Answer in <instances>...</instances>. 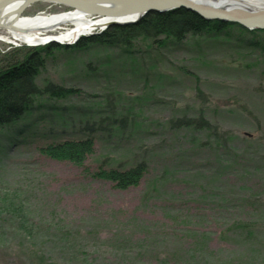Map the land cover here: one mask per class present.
Wrapping results in <instances>:
<instances>
[{"label": "rangeland", "instance_id": "obj_1", "mask_svg": "<svg viewBox=\"0 0 264 264\" xmlns=\"http://www.w3.org/2000/svg\"><path fill=\"white\" fill-rule=\"evenodd\" d=\"M62 9L40 1L22 14ZM112 25L73 43L48 41L68 46ZM257 35L187 36L159 46L139 38V51L124 55L100 45L55 53L37 83L76 88L66 105L113 95L105 110L127 115L112 136L96 137L85 167L110 155L126 167L144 161L146 171L120 189L80 164L41 154L46 141L71 130L56 121L53 137L43 139L47 123L38 112L23 119V131L0 129V264H264V56L249 43ZM7 37L1 29L0 55L48 43ZM106 53L113 58L100 67ZM200 113L209 130L173 123Z\"/></svg>", "mask_w": 264, "mask_h": 264}, {"label": "trees", "instance_id": "obj_2", "mask_svg": "<svg viewBox=\"0 0 264 264\" xmlns=\"http://www.w3.org/2000/svg\"><path fill=\"white\" fill-rule=\"evenodd\" d=\"M250 33L258 34L251 36L250 39L255 40L249 43L252 42L250 45L253 49H258L259 55L264 56V29L249 30L235 22L208 20L194 11L180 8L148 14L135 23L112 25L99 33L82 37L76 44L68 46L47 43L38 47H16L0 55V129L16 126L19 127L18 132L23 131L29 125L24 123L21 125L23 119L38 112L42 115L40 120L47 123L42 135L45 139L49 133H53L54 129L51 128L53 124L60 121L61 126H70L71 133L60 140H54L53 135L49 136L48 138L53 140L46 141L38 149L41 154L80 164L87 169L88 175L110 181L117 188L134 186L138 184L146 171L144 161H138L126 167L120 161L116 163L115 157L104 155L97 159L98 164L94 169L84 165V160L95 151L96 137L101 134L112 136L115 132L114 127H122L128 121L124 111L122 113L118 111L119 113L115 115L116 111L113 107V112L110 109L105 110L111 108L110 103L115 96L105 95L102 100L93 102L91 105L88 103L66 105L64 103L66 97L77 94V89L65 87L53 81L37 83L36 76L40 70L44 69L45 63L54 59L55 53L59 51L64 53H70L73 50L83 51L87 47L96 45L116 46L119 49H117L118 52L124 55L131 52L132 48L134 49L136 40L139 38L148 41L147 44L150 46H159L162 41H167L168 44L178 43L187 36H199L206 41L227 42V38L231 36L243 38L242 35ZM134 50L139 51V49ZM112 56L106 53L99 57L100 62L102 61L99 64L100 67L110 65ZM127 58L125 59L128 60ZM84 65L86 71L93 70L92 65L88 63ZM197 90L199 92V89ZM58 100L62 102L59 103ZM68 121L69 123H66ZM173 123L175 126H192L208 130L211 128L210 122L205 120L201 113L196 118L185 116L175 118ZM240 225L246 227L245 223Z\"/></svg>", "mask_w": 264, "mask_h": 264}, {"label": "bare ground", "instance_id": "obj_3", "mask_svg": "<svg viewBox=\"0 0 264 264\" xmlns=\"http://www.w3.org/2000/svg\"><path fill=\"white\" fill-rule=\"evenodd\" d=\"M70 5L51 4L63 7V11L43 15L25 16L22 13L29 5L21 9L24 0H0V30L3 29L8 39L13 41L27 42L31 45L42 44L52 40L66 44L73 43L79 36L93 30H100L105 24L115 20L103 17L87 15L81 8L94 9L93 4L102 6L105 14L132 9L137 5V0H72ZM100 1L99 3H96ZM244 3L253 6H264V0H243ZM71 2V1H70ZM97 6V5H96ZM95 6V7H96ZM148 15V14H147ZM106 16V17H105ZM146 16V15H145ZM130 20V17L118 18L116 21ZM62 25H69L60 34H48ZM6 39V38H5ZM51 39V40H49ZM49 40V41H48Z\"/></svg>", "mask_w": 264, "mask_h": 264}, {"label": "water", "instance_id": "obj_4", "mask_svg": "<svg viewBox=\"0 0 264 264\" xmlns=\"http://www.w3.org/2000/svg\"><path fill=\"white\" fill-rule=\"evenodd\" d=\"M24 1L25 2L21 5V9L24 8L25 5L40 1L58 5H70L73 7L72 0ZM99 2L100 1H97L96 3ZM92 6L94 9L81 8V11L91 16L103 17L107 15L108 18L115 19L102 26L101 29L112 24L132 23L149 13H161L179 8L194 11L207 19L237 22L247 29H264V6H253L252 4L244 3L243 0H137V5L134 8L120 12H112V14H105V11L101 9L103 7L98 4H93ZM123 17H130V20L116 21V19Z\"/></svg>", "mask_w": 264, "mask_h": 264}]
</instances>
